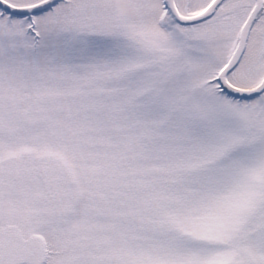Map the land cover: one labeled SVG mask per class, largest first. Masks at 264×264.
Segmentation results:
<instances>
[{"label": "snow or ice", "instance_id": "6c2138e0", "mask_svg": "<svg viewBox=\"0 0 264 264\" xmlns=\"http://www.w3.org/2000/svg\"><path fill=\"white\" fill-rule=\"evenodd\" d=\"M0 264H264V0H0Z\"/></svg>", "mask_w": 264, "mask_h": 264}]
</instances>
